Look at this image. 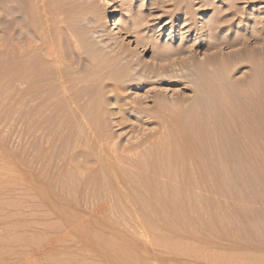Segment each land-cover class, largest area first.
I'll use <instances>...</instances> for the list:
<instances>
[{"label": "rangeland", "instance_id": "1", "mask_svg": "<svg viewBox=\"0 0 264 264\" xmlns=\"http://www.w3.org/2000/svg\"><path fill=\"white\" fill-rule=\"evenodd\" d=\"M12 1L0 3V264H264V82H239L247 61L215 78L195 65L264 48V0ZM187 63L209 78L177 80ZM82 97L109 142L80 118Z\"/></svg>", "mask_w": 264, "mask_h": 264}, {"label": "bare ground", "instance_id": "2", "mask_svg": "<svg viewBox=\"0 0 264 264\" xmlns=\"http://www.w3.org/2000/svg\"><path fill=\"white\" fill-rule=\"evenodd\" d=\"M4 1V3L5 2H9V0H0V3H2ZM11 2H14V1H12V0H10ZM18 1V0H17ZM4 3H2L1 5H3ZM53 3V2H52ZM6 5L7 4H4L3 6H2V8H5L6 7ZM9 5H7V7H8ZM13 6V5H12ZM24 6V5H23ZM187 6V5H186ZM234 6V5H233ZM235 7V6H234ZM9 8V7H8ZM7 8V9H8ZM12 8V7H11ZM15 8V7H14ZM192 8V7H191ZM230 8V7H229ZM1 9V8H0ZM10 9V8H9ZM8 9V10H9ZM188 9V8H187ZM6 10V9H5ZM7 10V11H8ZM234 11V10H233ZM13 12V11H12ZM191 14V13H190ZM193 15V14H192ZM192 15H191V17H192ZM219 14H216V16H218ZM224 16V15H223ZM7 17H8V14H7ZM16 17H18V16H16ZM15 17V18H16ZM20 17V16H19ZM22 17H23V15H22ZM28 17H30V16H28ZM190 17V18H191ZM219 17V16H218ZM225 17V16H224ZM249 17V16H248ZM10 18V17H9ZM24 18H25V16H24ZM114 18V17H113ZM193 18V17H192ZM191 18V19H192ZM213 18V17H212ZM220 18V17H219ZM228 18V17H227ZM8 19V18H7ZM20 19H21V17H20ZM26 20H27V22L29 21L27 18H25ZM30 19V18H29ZM249 19V18H248ZM11 20V18L9 19V21ZM23 20V19H22ZM112 20V19H111ZM215 20H216V18H215ZM229 20V19H228ZM260 20V19H259ZM262 20V19H261ZM222 22H224L223 20H221ZM220 21V22H221ZM226 21V20H225ZM12 22V21H11ZM10 22V23H11ZM216 22H218V20L216 21ZM1 23V22H0ZM6 23V22H5ZM9 23V22H8ZM14 23V22H13ZM32 23H33V21H32ZM256 23H259V24H256V26H258V25H260L261 24V21H256ZM3 24V23H2ZM55 24V23H54ZM115 26L113 27V28H119L120 26H119V24L116 22V18H114V23H113ZM214 24L215 25H213V26H209L210 28H209V31L210 32H214V29L215 28H219V26L220 25H222V23L221 24H216L215 22H214ZM225 24V23H224ZM248 24V23H247ZM12 25V24H11ZM226 25H227V23H226ZM54 26V25H53ZM56 26V25H55ZM246 26V25H245ZM255 26V27H256ZM260 26H262V24L260 25ZM260 26H258V27H260ZM221 27V26H220ZM264 27V26H263ZM56 28V27H55ZM54 27L52 28V34H56L55 32H56V29H55ZM223 28V27H222ZM11 29V28H10ZM20 29H21V27H20ZM51 29V28H50ZM253 29H254V27H253ZM253 29H251L250 31H249V33H248V31H247V33H248V35L249 36H247V33H245V32H243L242 34H243V36H244V33H245V35L247 36V37H241L240 36V39L238 40V44L240 45L241 44V42H245V45H247V44H249V42L251 41L250 39H252V37L253 36H256V35H259V32H260V30L262 29H260L259 30V28L257 29H255V30H253ZM216 30V29H215ZM222 30V29H221ZM249 30V29H248ZM253 30V31H252ZM263 30V29H262ZM261 30V31H262ZM217 31V30H216ZM223 31V30H222ZM242 31H243V29H242ZM19 32V31H18ZM27 32V31H26ZM22 33V32H21ZM262 33V32H261ZM210 34V33H209ZM214 34V33H213ZM215 34L217 35L218 33L217 32H215ZM219 34L221 35V33L219 32ZM227 34V33H226ZM225 34V35H226ZM241 34V35H242ZM23 35V34H22ZM25 35V34H24ZM223 37H224V35H222ZM214 37H215V35H214ZM213 37V39L214 40H216L215 38ZM226 37V36H225ZM263 37V36H262ZM14 38V37H13ZM208 38V37H207ZM222 38V37H221ZM232 38V37H231ZM230 38V39H231ZM237 37H235V39L234 38H232L231 39V41L230 42H227V44L229 45H232V47L234 46V44L236 43L235 42V40H237L236 39ZM247 38V39H246ZM32 39V38H31ZM253 39H255V40H257L256 41V43L258 42V40H260V39H257L256 37H254ZM23 40H25V39H23ZM37 40V39H36ZM219 40V39H218ZM248 40H250L249 42H248ZM15 41V40H14ZM22 41V40H21ZM26 42V41H25ZM27 42H28V40H27ZM213 42H216V41H213L212 40V42H210V44L208 45V46H205V49H212L213 47H218V45H221V43H219L217 46H214V44L215 43H213ZM253 42H255V41H253ZM197 43V42H196ZM251 43H252V41H251ZM238 44H235V45H237L238 46ZM32 45V44H31ZM51 45V44H50ZM49 45V47L48 48H46V49H48V52H50V53H52V54H54V51H53V49H52V46H50ZM54 45V44H53ZM224 45V44H223ZM242 45H244V43L243 44H241L240 45V47L242 46ZM244 45V46H245ZM45 46V45H44ZM249 46H250V44H249ZM27 47V46H26ZM243 47V46H242ZM241 47V48H242ZM36 48H37V46H36ZM233 48H235V46L233 47ZM249 48V47H248ZM28 49V48H27ZM180 49V48H179ZM178 49V50H179ZM249 49H251V47L249 48ZM55 50V49H54ZM33 51V50H32ZM170 51V50H169ZM181 51V54H183L184 52H183V49L182 50H180ZM185 51V50H184ZM188 51V50H187ZM186 51V52H187ZM183 52V53H182ZM168 52H166V54H167ZM177 53H179L178 51H177ZM176 53V54H177ZM232 55H230L229 56V54H227L228 55V57H223V58H221L220 56H218V55H216V56H214V57H212V58H210L209 57V60L211 59V62L209 61V60H204L203 59V61L201 60V61H199L200 63H198L197 62V64H195L196 65V67H198V65L200 64L201 65V70H203V68H206V69H208L207 70V72L209 71L210 72V74H212V76L213 75H217V73H218V70L219 69H221V68H223V67H232L233 65H236V63L238 64L239 62H240V60H241V62H245L246 63V61L248 62L247 64V66H248V71L247 72H245V77H243L242 78V80H240L239 82L241 83V81H246V82H248V81H252V80H254V81H256V82H258V83H263L264 82V72H263V70H262V68H263V66H264V48L262 47V46H260L258 49H255V50H247L246 48L244 49V48H242V49H239L238 51H235V52H233V53H231ZM178 55H180V54H178ZM220 55V54H219ZM28 56V55H27ZM55 56V55H54ZM162 56V55H161ZM173 56V55H172ZM224 56V55H223ZM29 57V56H28ZM35 57H36V55H35ZM34 57V58H35ZM37 57H38V55H37ZM177 57V56H176ZM21 58V57H20ZM47 58V57H46ZM169 58V57H168ZM180 58V57H179ZM18 59V58H17ZM25 59V58H24ZM162 59H163V57H162ZM166 59H167V57H166ZM171 59V58H170ZM169 59V60H170ZM150 61H153V64H155L154 62H158L157 61V59L155 58V56H152L151 57V59H149ZM165 60V59H164ZM243 60V61H242ZM245 60V61H244ZM61 61V60H60ZM12 62V61H11ZM24 62V61H23ZM188 62V61H187ZM190 62V61H189ZM251 62V63H250ZM30 63V62H29ZM35 63V62H34ZM159 63V62H158ZM211 63V66L209 65V67H208V64H210ZM157 64V63H156ZM169 64V63H168ZM249 64H251V66L249 65ZM51 65V64H50ZM184 65V64H183ZM183 65L182 66H180V68L182 67L183 68ZM190 65H191V63H190ZM190 65L187 63L185 66H184V68L182 69V70H186L188 67L190 68ZM195 65H194V67H195ZM200 65H199V67H200ZM204 67H203V66ZM30 66V65H29ZM46 66V65H45ZM154 66V65H153ZM186 66H188V67H186ZM134 68H135V66H133ZM137 67V66H136ZM163 67V66H162ZM192 67H193V63H192ZM191 67V68H192ZM193 67V68H194ZM195 67V68H196ZM228 67V68H229ZM63 68V67H62ZM66 68V67H65ZM134 68H133V70H134ZM141 68V67H140ZM150 68H151V66H150ZM153 68V67H152ZM159 68V67H158ZM164 68L165 69H167V70H169L168 68H169V66H167V64H164ZM163 68V69H164ZM188 68V69H189ZM190 68V69H191ZM194 68V69H195ZM225 68V69H226ZM14 69V68H13ZM130 69V68H129ZM136 69V68H135ZM157 69V68H156ZM162 69V70H163ZM171 69V68H170ZM193 69V71H185L184 70V72H181V73H186V72H188V73H186V75L185 74H183V75H179L178 77H176V75L177 74H174V76L176 77V78H178L177 80H179V79H184V81L186 82L187 81V78L189 79V78H191L190 79V81H188V82H191L192 81V79H193V81H195V78L199 75H201V74H197V72H198V69H197V72L195 71ZM224 69V68H223ZM137 70V69H136ZM152 70V69H151ZM179 70V69H178ZM201 70L199 71L200 73H201ZM212 72H211V71ZM16 71V70H15ZM94 71V70H93ZM146 71V70H145ZM144 71V72H145ZM148 71H149V69H148ZM181 71V70H180ZM196 72V74H197V76H195L193 73H195ZM205 71V70H204ZM217 71V73L216 74H214L215 72ZM224 72H225V70H223ZM231 71V70H230ZM136 72V71H135ZM142 72V71H141ZM152 72H153V70H152ZM160 72V71H159ZM172 72V71H171ZM175 72V71H174ZM198 72V73H199ZM166 73H167V71H166ZM27 74V73H26ZM68 74V73H67ZM161 74V73H160ZM168 74V73H167ZM203 74V73H202ZM226 74H227V72H226ZM62 75H64V73H62ZM141 75V74H140ZM150 75H151V73H150ZM166 75V74H165ZM172 74H168V76H171ZM209 75V74H208ZM225 75V74H224ZM142 76V75H141ZM174 76H173V78H174ZM197 77V78H199L200 80H203L204 78V76H205V79H206V76H207V74L206 75H204V76H202L201 75V78L200 77ZM222 76V75H221ZM229 76H230V74H229ZM143 77V76H142ZM154 77V76H153ZM167 77V76H166ZM193 77V78H192ZM208 78H209V76H207ZM214 77V76H213ZM223 77V76H222ZM139 78H140V76H139ZM152 78V77H151ZM168 78V77H167ZM171 78H172V76H171ZM172 78V79H173ZM215 78V77H214ZM25 79V78H24ZM89 79H91V78H89ZM138 79V78H137ZM162 79H164L165 80V78H162ZM169 79H170V77H169ZM168 79V80H169ZM172 79L170 80V81H172ZM186 79V80H185ZM199 79H197V80H199ZM223 79V78H222ZM27 80V79H26ZM140 80V79H139ZM156 80V79H155ZM157 80H158V78H157ZM156 80V81H157ZM167 80V79H166ZM174 80V79H173ZM176 80V79H175ZM211 80H212V78H211ZM224 80H227V79H223V81ZM65 81V80H64ZM81 81V80H80ZM141 81V80H140ZM192 81V82H193ZM28 82H30V81H28ZM35 82V81H34ZM75 82V81H74ZM109 82V81H108ZM155 82V81H154ZM196 82V81H195ZM194 82V83H195ZM203 82H204V80H203ZM202 82V84L201 85H203L204 83ZM221 82V81H220ZM228 82H229V80H228ZM85 83V82H84ZM104 83V82H103ZM110 83V82H109ZM153 83V82H152ZM201 83V82H200ZM212 83H213V80H212ZM28 84V83H27ZM89 84V83H88ZM227 84V83H226ZM51 85V87H52V84H50ZM50 85L49 86H47V87H50ZM56 85H58V83L56 84ZM56 85H55V88H56ZM59 85H61V84H59ZM26 86V85H25ZM24 86V87H25ZM54 86V85H53ZM194 86V85H193ZM197 87L196 88H198V86H199V84L198 85H196ZM204 86V85H203ZM201 87V86H199V90H197V89H195V90H197V91H199L200 93L202 92V90L204 91V87ZM209 86V85H208ZM62 87V86H61ZM63 87L68 91L67 93L69 94L68 95V97L69 96H71V95H74L76 92L75 91H73L74 89H73V85L71 86V85H69L68 83H67V81H65L64 82V84H63ZM78 87V86H77ZM104 87V86H103ZM102 87V88H103ZM63 88V89H64ZM81 88V87H80ZM117 89H118V87H116ZM203 88V89H202ZM206 88V87H205ZM210 88V87H209ZM214 88V87H213ZM42 89V88H41ZM57 89V88H56ZM59 89V88H58ZM61 89V88H60ZM85 88H83V90H84ZM117 89H115V90H117ZM202 89V90H201ZM212 89V88H211ZM76 90V89H75ZM82 89H80V91H81ZM44 91H46V89L44 90ZM43 91V92H44ZM88 91V90H87ZM86 91V92H87ZM106 91H108V89H106ZM196 91V93H199V92H197ZM215 91H217V90H215ZM214 91V92H215ZM246 91H248V90H246ZM75 92V93H74ZM85 92V91H84ZM102 92V91H101ZM113 92V91H112ZM116 92V91H115ZM208 92V91H207ZM249 92H250V90H249ZM39 93V92H38ZM41 93V92H40ZM40 93L39 94H37V95H40ZM46 93H47V91H46ZM107 93V92H106ZM110 93V92H109ZM118 92H116V94H117ZM119 93H121V92H119ZM205 93V92H204ZM210 93V92H209ZM218 92H215L214 94H217ZM29 94V93H28ZM65 94V93H64ZM99 94H100V92H99ZM114 94V93H113ZM195 94V93H194ZM203 94V93H202ZM202 94H200V95H202ZM84 95H86V94H84ZM101 95H103V94H101ZM112 95V94H111ZM120 95V94H119ZM199 95V96H200ZM82 96V95H81ZM87 96V95H86ZM91 95H89V97H90ZM108 96H110V95H108ZM216 96V95H215ZM215 96H214V98H215ZM74 96H72V97H70V98H73ZM76 97V96H75ZM75 97L73 98V99H75ZM106 97V95L104 96V98ZM231 97V96H230ZM79 98V97H78ZM76 99L77 101L79 100L80 101V99ZM98 98V97H97ZM101 98V97H100ZM103 98V99H104ZM197 98V97H196ZM200 98H201V96H200ZM205 98V97H204ZM35 99V98H34ZM72 99V100H73ZM84 99L85 98H83L82 97V102H79L78 104H77V102L75 103L76 104V107H77V109H76V111H78L79 113H80V118L82 119V121L83 120H86L87 122H88V125H89V127H90V129L92 130V132L94 133V135H93V137H94V140L96 141V142H98L99 144H102V142L104 141L105 143L106 142H109V140H107V139H109V138H111V137H109V136H107L106 134H110V133H106L105 131H104V126L102 127L101 126V123H99V122H97V123H95L96 121L94 120V119H92V118H94L95 117V115H99L98 117H100L101 118V116H100V113L98 112L99 110H100V108H101V106H100V108H99V104H97V106H98V108H99V110L97 111H95V109H96V107L94 108V106H93V108H94V113H95V115H93L94 113H93V108L91 107V109L88 107V106H90L89 104H87V99H86V101H85V103H83L84 102ZM103 99H102V103L101 104H103L104 102H103ZM105 99H107V98H105ZM184 99V98H183ZM199 99V98H198ZM203 99V98H202ZM201 99V100H202ZM211 99H213V98H211ZM48 100V99H47ZM60 100V99H59ZM72 100L70 101V102H72ZM76 100H73L74 102L76 101ZM108 100V99H107ZM175 100V99H174ZM201 100L199 99V101L201 102ZM204 100V99H203ZM33 101V100H32ZM66 101V100H65ZM105 101V100H104ZM55 102V101H54ZM67 102H68V100H67ZM91 102V101H90ZM94 102V101H93ZM107 102V101H106ZM110 102V101H109ZM109 102H107V104H109ZM194 102V101H193ZM198 102V101H197ZM204 102H205V100H204ZM49 103H52V102H49ZM58 103V102H57ZM73 103V102H72ZM89 103V102H88ZM97 103V102H96ZM99 103H100V101H99ZM162 103V102H161ZM184 103V102H183ZM196 103V102H195ZM45 105H43L44 107V110H50V111H52V113L53 112H58L59 110L61 111V113H62V111L64 112V111H66V110H68L69 108H63V105L62 106H60L59 105V103L58 104H56V103H54V105H53V103L51 104V107L50 106H48L46 103H44ZM93 104V103H92ZM113 104V103H112ZM111 104V105H112ZM167 104V103H166ZM211 104V103H210ZM71 105V104H70ZM96 105V104H95ZM105 105H106V103H105ZM103 106V111L105 112L106 110H105V107L107 106ZM123 105V104H122ZM122 105H120V107L122 106ZM173 105H174V103H173ZM213 105V104H212ZM42 106V105H41ZM109 106H110V104H109ZM114 106V105H113ZM62 107V108H61ZM67 107V106H66ZM72 107V106H71ZM75 107V108H76ZM164 107V106H163ZM111 108V107H110ZM114 108V107H113ZM117 108V107H116ZM122 108V107H121ZM166 108H168V107H166ZM170 108V107H169ZM168 108V109H169ZM42 108H40V110H41ZM160 109V108H159ZM164 109V108H163ZM43 109H42V111H44ZM110 110V109H109ZM59 111V112H60ZM102 111V112H103ZM169 111V110H168ZM172 111H173V109H172ZM171 111V112H172ZM67 112V111H66ZM73 112V111H72ZM108 112V111H107ZM110 112V111H109ZM130 112V111H129ZM79 113H78V116H79ZM93 113V114H92ZM116 113V112H115ZM120 113V112H119ZM167 113V112H166ZM176 113V112H175ZM58 114V113H57ZM93 115V117H91L92 115ZM104 114V113H103ZM102 114V115H103ZM110 114V113H109ZM168 114H170V112L168 113ZM177 114V113H176ZM65 115V114H64ZM68 115H69V113H68ZM71 115V114H70ZM76 115V114H75ZM106 115V114H105ZM105 115H103V116H105ZM112 115V114H111ZM114 115V114H113ZM91 118H90V117ZM96 116V117H97ZM120 116V115H119ZM123 116V115H122ZM121 116V117H122ZM163 116V115H162ZM168 116V115H167ZM77 117V116H76ZM106 117V116H105ZM109 117V116H108ZM158 117H160V116H158ZM78 118V120L80 119L79 117H77ZM104 117H102L101 119H103ZM117 118V117H116ZM164 118V117H163ZM175 118H177V117H175ZM68 119V118H67ZM66 119V120H67ZM73 119V118H72ZM75 119V118H74ZM73 119V120H74ZM106 119V118H105ZM122 119V118H121ZM166 119V118H165ZM168 119V118H167ZM69 120H71V118H69ZM69 120H67V121H69ZM98 120H100V119H97V121ZM108 119H106V121H107ZM126 120V119H125ZM125 120H123V121H125ZM159 120V119H158ZM162 120V119H161ZM169 120V119H168ZM168 120H167V122H168ZM177 120V119H176ZM81 121V120H80ZM85 121V123H87ZM105 121V120H104ZM105 121V122H106ZM109 121H110V118H109ZM178 121V120H177ZM177 121H176V123H177ZM66 122V121H65ZM71 122V121H70ZM102 122V121H101ZM105 122H104V125H105ZM116 122V121H115ZM118 122H120L119 121V119H118ZM122 122V121H121ZM127 122V121H126ZM74 123H75V120H74ZM108 123V122H107ZM106 123V124H107ZM129 123V122H128ZM158 123V122H157ZM166 123V122H165ZM179 123V122H178ZM65 124H68L67 122L65 123ZM70 124V123H69ZM103 124V123H102ZM112 124H113V122H112ZM122 124H124V122H122ZM136 124V122L134 123V125ZM169 124V123H168ZM83 125V124H82ZM85 125V124H84ZM110 125V124H109ZM120 125H121V123H120ZM161 125V124H160ZM159 125V126H160ZM65 126V125H64ZM105 127H107L106 129L108 130V126L106 125ZM63 128V127H62ZM85 128H86V126H85ZM106 134H105V133ZM114 132V131H113ZM89 133V132H88ZM111 134H112V131H111ZM92 135V134H91ZM105 135H106V137H105ZM115 137V136H114ZM144 137V136H143ZM105 139L107 140V141H105ZM115 139V138H114ZM111 140V139H110ZM112 141V143H113V140H111ZM117 141V140H116ZM141 143V142H140ZM142 143H143V141H142ZM113 145V144H112ZM116 145V144H115ZM114 146V145H113ZM94 147V146H93ZM112 147V146H111ZM128 148V147H127ZM130 148V147H129ZM133 148V147H132ZM132 148H130V149H132ZM110 149V148H109ZM114 149V148H113ZM94 150V149H93ZM100 150V149H99ZM112 149H110V151H111ZM126 150V149H125ZM98 151V150H97ZM105 151V150H104ZM109 151V150H108ZM115 151V150H114ZM129 151V150H128ZM103 152V151H102ZM88 153V152H87ZM91 153V152H90ZM97 153V152H96ZM100 153V152H99ZM128 153V152H127ZM89 154V153H88ZM88 154H86V155H88ZM106 154V153H105ZM91 156V155H90ZM110 158V157H109ZM88 161H90V159H88ZM95 163L97 164V162L95 161ZM94 164V163H93ZM95 164V165H96ZM87 168H89V166L87 167ZM91 168V167H90ZM57 238V237H56ZM60 238V237H59ZM63 238V237H62ZM65 240V239H64ZM60 241V240H59ZM73 242V241H72Z\"/></svg>", "mask_w": 264, "mask_h": 264}]
</instances>
